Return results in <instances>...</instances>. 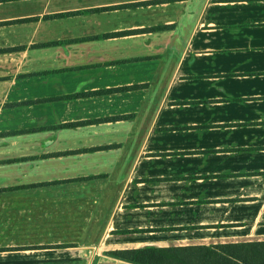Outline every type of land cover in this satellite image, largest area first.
<instances>
[{"label":"crops","instance_id":"1","mask_svg":"<svg viewBox=\"0 0 264 264\" xmlns=\"http://www.w3.org/2000/svg\"><path fill=\"white\" fill-rule=\"evenodd\" d=\"M254 241L264 0H0V264Z\"/></svg>","mask_w":264,"mask_h":264},{"label":"trees","instance_id":"2","mask_svg":"<svg viewBox=\"0 0 264 264\" xmlns=\"http://www.w3.org/2000/svg\"><path fill=\"white\" fill-rule=\"evenodd\" d=\"M167 27L150 30L161 31ZM141 86L126 89H138ZM68 96L67 98H72ZM76 97V96H75ZM114 255L136 264H264V241L211 246L146 247L116 251Z\"/></svg>","mask_w":264,"mask_h":264},{"label":"rangeland","instance_id":"3","mask_svg":"<svg viewBox=\"0 0 264 264\" xmlns=\"http://www.w3.org/2000/svg\"><path fill=\"white\" fill-rule=\"evenodd\" d=\"M25 144H26V143H25ZM12 145L15 146V142H13ZM19 145H20V144H19ZM30 147H31V146H30ZM27 148H29V147H27Z\"/></svg>","mask_w":264,"mask_h":264}]
</instances>
